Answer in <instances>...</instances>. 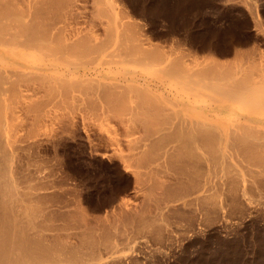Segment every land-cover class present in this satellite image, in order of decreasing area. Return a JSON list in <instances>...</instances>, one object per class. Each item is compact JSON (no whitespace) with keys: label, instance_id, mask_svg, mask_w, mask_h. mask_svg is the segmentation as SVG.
<instances>
[{"label":"rangeland","instance_id":"374dc122","mask_svg":"<svg viewBox=\"0 0 264 264\" xmlns=\"http://www.w3.org/2000/svg\"><path fill=\"white\" fill-rule=\"evenodd\" d=\"M16 1L28 22L34 15L35 23L41 20L25 36L39 49L0 51V217L16 209L20 219L7 223L12 215L6 214L3 222L22 220L24 231L10 225L9 233L28 229L25 236L39 239L31 248L44 244L46 253L40 248L29 258L35 264L37 258L39 264H264V0H40L39 8L38 0ZM33 9L40 13L30 14ZM138 40L157 48L154 55L161 51L164 61L150 55L156 60L137 63L140 55L126 50ZM41 41L57 42L56 51L71 42L74 48L51 55ZM171 68L181 69L180 76ZM244 77L248 86L263 82L257 89L258 82L251 84L261 93L258 105L242 102ZM212 82L216 89L226 85L218 89L225 92L205 87ZM237 124L248 126L247 138ZM6 241L0 245H12ZM40 251L57 259L46 255V261L44 254L41 262Z\"/></svg>","mask_w":264,"mask_h":264},{"label":"bare ground","instance_id":"6f19581e","mask_svg":"<svg viewBox=\"0 0 264 264\" xmlns=\"http://www.w3.org/2000/svg\"><path fill=\"white\" fill-rule=\"evenodd\" d=\"M38 1H39V3H40V0H38ZM38 1H36V2H38ZM42 1H43V0H42ZM18 3H19V2H17L16 0H0V51L3 52V53H4L5 51L9 50V49H12V48H13V51H15V53H18V51H22L24 47H28V46H29V47H31V46L34 47L33 45H36V41H37V40H36L35 42L33 41L35 38L29 36V37L33 38V40H32L31 38L28 40L29 37H28L27 39H25V36L27 37V36L29 35L28 33L31 32L30 29L33 30V26H34L35 24L40 23L41 20H39L38 23H37V22L35 23V18H33V17L35 16V15H34L33 17H31V19H33V20L30 19V22H28V21L24 18V15H25V14H24V12H23L24 10H22L23 8L20 9V5H19ZM34 3H35V1H34ZM34 3H33V4H34ZM41 3H42V2H41ZM41 3L36 5L37 8H39L38 5L41 6ZM34 5H35V4H34ZM36 6H35V8H36ZM33 8H34V6H33ZM21 10H22V11H21ZM36 10H37V9H33V12H34V13H33V12H30V14L32 13V14H36V15H37L38 12L40 13V11H37V13H35ZM38 10H39V9H38ZM16 11L18 12L17 14H15ZM31 11H32V10H31ZM27 12H28V10H27ZM23 14H24V15H23ZM30 14H29V15H30ZM13 17H14V18H13ZM35 17H36V16H35ZM8 18H10V19H8ZM28 18H29V17H28ZM117 18H118V17H117ZM4 19L7 20V21H4ZM37 19H38V18H37ZM118 20H119V18H118ZM3 21H4V22H3ZM112 23H113V22H112ZM38 25H39V24H38ZM40 25H42V24H40ZM44 26H46V25H44ZM44 26H43V27H44ZM34 27H35V26H34ZM37 27H38V26H37ZM112 27H113V26H112ZM39 28H42V26L39 27ZM44 28H45V27H44ZM46 28H47V27H46ZM36 29H38V28H36ZM47 29H48V28H47ZM41 30H43V31H45V32L48 31V32H49V35H50V31H49V30H44V29H41ZM29 31H30V32H29ZM32 32H33V31H32ZM32 32H31V33H32ZM35 32H36V30H35ZM35 32H33V33H35ZM37 32H38V30H37ZM41 32H42V31H41ZM45 32H44V35H45ZM39 33H40V32H39ZM42 33H43V32H42ZM112 33H113V31H112ZM40 34H41V33H40ZM40 34L37 33V36H39ZM46 34H48V33H46ZM113 34H114V33H113ZM121 34H122V33H121ZM34 35H36V34H34ZM109 35H110V34H109ZM23 36H24V37H23ZM37 36H36V37H37ZM45 36H46V35H45ZM45 36H43V37H45ZM113 36H114V35H112V36L110 35V37H111L112 39H111V38H108V37L106 38V41H107L108 39H111L110 41H112V42H110V41L106 42V44L110 42L108 46H110V44L113 43ZM22 37H23L24 39H23ZM34 37H35V36H34ZM43 37L41 36L42 39H43ZM123 37H124V36H123ZM129 37H130V36H129ZM134 37H135V36H134ZM46 38H47V37H46ZM54 38H55V37H54ZM62 38H63V37H62ZM121 38H122V37H121ZM121 38H120V39H121ZM37 39H39V37H38ZM44 39H45V38H44ZM48 39H50V38H48ZM51 39H52L51 42H53V41H54V40H53V37H52ZM60 39H61V38H60ZM60 39H59V41H60ZM68 39H69V38H68ZM87 39H88V38H87ZM118 39H119V37H118ZM122 39H123V38H122ZM137 39H138V38H137ZM39 40H40V39H39ZM63 40H64V38H63ZM85 40H86V39H84L83 41H85ZM91 40H92V39H91ZM91 40H90V41H91ZM123 40H124V39H123ZM45 41H48V40H45ZM55 41H56V40H55ZM59 41H58V42H59ZM81 41H82V40L77 41V42H80V43H81ZM86 41H87V40H86ZM96 41H97V39H96ZM98 41H99V40H98ZM102 41H104V40H102ZM121 41H122V40H121ZM141 41H142V40H140V41L138 40V41H137V43L140 42V45H138L139 43H138V44L136 43L137 45H136V44L132 45V44H131L132 42L130 41V42H131L130 44H131L133 47H132V46H131V47H127V48H130L131 51H129L130 49H129V50H126V51H128V52H133V55H135V54L140 55L139 57H140L141 60H140V59H139V60H138V59L134 60L135 58L132 59V57H130L131 60H134L133 62H135V61L138 60L137 63L141 64L140 62L143 61L142 64H144V62H145V61H144V58H145V59L148 58L149 60H150L151 58H153V59H152L153 61L156 60V58H155V57H152V56H156V57H158V58H157V62H156V63H158V64H159V61H160V63H161L162 61H164L163 59H164L165 57H163V56L161 55L162 52H161L160 50H159V51L161 52L160 55H161L162 57H161V56H158L159 53H160L159 51H158L159 53H157L158 55H157V54L154 55L155 50H156L157 48H155V50H152V51L154 52V53H152V51H151L152 48L150 49V48L147 47V46H143V45H142L143 43H142ZM63 42H65V41H63ZM91 42H92V44L94 43L93 41H91ZM37 43H38V42H37ZM40 43L43 44L42 41H41ZM55 43H56L55 46H56V48H57V42H55ZM71 43H72L73 45H71V44H70V45H69V44H66L67 46H62V48L64 47L63 49H62L60 46H59V47H60V49H62V50L64 51L65 49H67V48H65V47H68V46H69L68 48H69V50H71V47H72V49L74 48V43H73V42H71ZM82 43L85 44V42H82ZM82 43H81V44H82ZM100 43H101V42H100ZM103 43H104V42H103ZM103 43H102V45H103L102 47H105ZM118 43H119V42H118ZM141 43H142V44H141ZM60 44H62V42H61ZM89 44H90V42H89ZM89 44H88V45H89ZM96 44H97V43H96ZM124 44H125V43H124ZM38 45H39V43H38ZM38 45H36L37 47L35 46L36 49L38 48ZM58 45H59V43H58ZM62 45H64V44H62ZM75 45H76V44H75ZM82 45H83V44H82ZM82 45H81V46H82ZM97 45H98V44H97ZM120 45H121V44H120ZM23 46H24V47H23ZM48 46H49V44H48V42H47V43H44L42 46H39V47H40V48H42V47H45V48H46V47H47V48H49V49H48L49 51H53V50H54V51H53L54 53L52 52L51 55L56 54V52H61L62 55H63L62 50H61V51H60V50H59V51H56L57 49H56V48H55L56 50L54 49L55 46H54V47H53V46H49V47H48ZM76 46H77V48H78L80 45L78 46V44H77ZM86 46H87V44H86ZM94 46H96V45H94ZM121 46L123 47V45H121ZM128 46H130V45H128ZM32 47H31V48H32ZM91 47H92V46H91ZM96 47H98V46H96ZM99 47H100V46H99ZM99 47L97 48L98 52L101 51V50L103 51V48L101 47L102 49L99 50ZM118 47H119V45H118ZM122 47H121V48H122ZM125 47H126V45L124 46V48H125ZM47 48H46V49H47ZM51 48H53V49H51ZM75 48H76V47H75ZM83 48H84V47L82 46V50L84 51L87 47H86L85 49H83ZM88 48H89V46H88ZM92 48H93V47H92ZM116 48H117V47H116ZM38 49H39V48H38ZM38 49H37V50H38ZM95 49H96V48H95ZM104 49H107V48H104ZM114 49H115V48H113V50H114ZM125 49H126V48H125ZM149 49H150V52H149ZM40 50H41V49H40ZM40 50H39V51H40ZM80 50H81V49H80ZM92 50H93V49H92ZM92 50H91V51H92ZM120 50H121V49H120ZM55 51H56V52H55ZM67 51H68V50H67ZM73 51H74V50H73ZM76 51H77V50H76ZM78 51H79V50H78ZM85 51H86V50H85ZM87 51H88V50H87ZM123 51H124V50H122V52H123ZM126 51H125V52H126ZM68 52H70V51H68ZM79 52H80V51H79ZM92 52H93V51H92ZM92 52H89V53H92ZM96 52H97V51H96ZM98 52H97V53H98ZM122 52H121V53H122ZM125 52H123L122 55H125V56H126V55H129L127 52H126V53H125ZM156 52H157V51H156ZM70 53H72V52H70ZM82 53H83V52H82ZM86 53H87V52H86ZM86 53H85V54H86ZM109 53H110V52H109ZM109 53H108V54H109ZM117 53H118V52H117ZM121 53H120V54H121ZM7 54H8V53H7ZM46 54H49V53H46ZM73 54H74V53H73ZM76 54H78V52H77ZM76 54H75V55H76ZM130 54H131V53H130ZM14 55H15V54H14ZM18 55H20V54H18ZM88 55H89V54H88ZM98 55H99V53H98ZM118 55H119V54H118ZM131 55H132V54H131ZM150 55H152V56H150ZM163 55H166V54L163 53ZM79 56H80V54H79ZM79 56H78V57H79ZM84 56H85V55H84ZM21 57H22V56H21ZM76 57H77V56H76ZM93 57L97 58L98 56H93ZM150 57H151V58H150ZM22 58H23V57H22ZM59 58H63V57H60V55H59ZM130 58H129V60H130ZM136 58H138V56H137ZM142 58H143V59H142ZM159 58H160L161 60H160ZM166 58H167V57H166ZM77 59H78V58H77ZM158 59H159V60H158ZM172 59H173V58H171L170 61H171ZM65 60H66V59H65ZM94 60H95V59L93 58V62H94ZM106 60H107V59H106ZM113 60H114V59H113ZM126 60H127V59H126ZM178 60H179V59H178ZM15 61H16V60H15ZM57 61H58V60H57ZM67 61H68V60H67ZM86 61H87V60H85L84 62H86ZM104 61H105V60H104ZM104 61H103V62H104ZM111 61H112V60H111ZM119 61H120V60H119ZM172 61H174V60H172ZM181 61H183V60H181ZM185 61H186V60H185ZM185 61H184V62H185ZM17 62H18V61H17ZM68 62H71V63L73 64V61H71V60L68 61ZM82 62H83V61H82ZM105 62H106V61H105ZM150 62H151V61H150ZM150 62H148V63L150 64ZM168 62H169V61H168ZM168 62H167V64L170 63V62H169V63H168ZM177 62H179V61H177ZM49 63H50V62H49ZM55 63H56V62H55ZM74 63H75V62H74ZM76 63H78V62H76ZM148 63L146 62L145 64H148ZM165 63H166V62H165ZM172 63H173V62H172ZM172 63H170V64H172ZM174 63H176V62H174ZM180 63H181V62H180ZM180 63H177V64H178V67H179V64H180ZM182 63H183V62H182ZM185 63H186V62H185ZM188 63H189V62H188ZM93 64H94V63H93ZM149 64H148V65H149ZM151 64L154 65L155 63H154V64L151 63ZM183 64H184V63H183ZM183 64H182V65H183ZM218 64H219V63H218ZM81 65H82V64H81ZM148 65H147V66H148ZM175 65H176V64H175ZM185 65H186V64H185ZM185 65H184V66H185ZM214 65H215V64H214ZM214 65H210V68H211L212 66L214 67ZM219 65H220V64H219ZM87 66H88V65H87ZM95 66H96V65H95ZM102 66H103V65H102ZM166 66H167V65H166ZM173 66H174V65H173ZM215 66H216V65H215ZM222 66H224V65H222ZM222 66H221V67H222ZM255 66H256V65H255ZM33 67H34V66H33ZM37 67H38V66H37ZM114 67H115V66H114ZM169 67H171V66H169ZM175 67H176V66H175ZM178 67H177V68H178ZM204 67H205V66H204ZM204 67H203V68H204ZM216 67H217V66H216ZM219 67H220V66H219ZM232 67H233V66H231V68H232ZM234 67H235V66H234ZM238 67H239V66H238ZM4 68H5V67H4ZM6 68H7V67H6ZM147 68H149V67H147ZM179 68H180V67H179ZM192 68H193V67H192ZM199 68H202V67H199ZM203 68H202V69H203ZM222 68H224V67H222ZM222 68H221V69H222ZM239 68L241 69V67H239ZM250 68H251V66H250ZM253 68H255V67H253ZM253 68H251V69H253ZM257 68H258V67H256V69H254V70L256 71ZM105 69H106V68H105ZM159 69H160V68H159ZM168 69H169V68H168ZM168 69H165V70H168ZM187 69H188L187 67H186V69L184 68V70H187ZM202 69H201V70H202ZM212 69H213V68H212ZM212 69H211V70H212ZM216 69H218L217 71H219V68H216ZM224 69H225V68H224ZM224 69H223V72H224L223 75H225V74L228 73V72H226ZM226 69H227V68H226ZM228 69H229V70H228ZM228 69H227L228 71H233V70H234V69H233V70L230 69V67H228ZM237 69H238V68H237ZM242 69H243V67H242ZM242 69H241V70H242ZM251 69H250V70H251ZM160 70H161V69H160ZM177 70H178V69H175V68H174V70H172V68H171V72H173V73H175V74H176ZM180 70H181V69L178 70V74H179V76H180V74H181V73H179ZM197 70H198V69H197ZM197 70L194 71V74H196V75H197ZM201 70H200V71H201ZM241 70H240V71H241ZM245 70H246V69H245ZM248 70H249V69H248ZM250 70H249V71H250ZM258 70H259V72H260V69H258ZM258 70H257V72H258ZM9 71H10V70H9ZM9 71H8V72H9ZM175 71H176V72H175ZM188 71H189V69H188ZM200 71H199V72H200ZM203 71L207 73L206 68H205ZM212 71H216V70L213 69ZM234 71H235V70H234ZM237 71H238V70H237ZM242 71H244V70H242ZM249 71H247V72H249ZM2 72H3V71H2ZM159 72H160V71H159ZM164 72H165V71H164ZM167 72H169L168 74L171 73L170 70H169V71H166L165 73H167ZM201 72H202V71H201ZM201 72H200V73H201ZM204 72H203V74H204ZM219 72L222 73L221 71H219ZM250 72L253 73L252 71H250ZM257 72H256V73H257ZM13 73H14V71L12 72V74H13ZM16 73H18V71H17ZM173 73H172V74H173ZM186 73H187V72H186ZM192 73H193V72H192ZM206 73H205V74H206ZM220 73H219V74H220ZM230 73H232V72H229V74H230ZM238 73H239V72H238ZM245 73H246V72H245ZM251 73H250V75H252ZM254 73H255V72H254ZM254 73H253V74H254ZM159 74H160V73H159ZM172 74H170V75H172ZM184 74H185V73H183L182 75H184ZM194 74H192V75H194ZM198 74H199V73H198ZM203 74H202V75H203ZM207 74H208V73H207ZM232 74H235V73L233 72ZM232 74H230V75H232ZM259 74H260V73H259ZM1 75H2V73L0 74V76H1ZM163 75H164V74H163ZM182 75H181V76H182ZM188 75H189V74H188ZM190 75H191V74H190ZM190 75H189V78H191ZM208 75H209V74H208ZM212 75H213V74H210V76H212ZM230 75H229V77H230ZM240 75H242V73H241ZM248 75H249V74H246V76H248ZM255 75H257V74H255ZM159 76H160V75H159ZM210 76H209V79L211 78ZM221 76H222V75H221ZM221 76H220V77H221ZM243 76H245V75L243 74L242 77H243ZM253 76H254V75H253ZM253 76H251V79L253 78ZM257 76H258V75H257ZM2 77H3V76H2ZM2 77H0V78H2ZM4 77H5V76H4ZM186 77H187V76H186ZM204 77H205V75H204ZM222 77H224L223 79H225V76H222ZM229 77H228V78H229ZM6 78H7V77H6ZM207 78H208V76H207ZM214 78H215V75H214ZM239 78H240V77H239ZM239 78H238V79H239ZM256 78H257V77H256ZM260 78H262V77L260 76ZM132 79H133V78H132ZM135 79H136V78H135ZM147 79H148V78H147ZM191 79H192V78H191ZM200 79H201V78H200ZM217 79H218V78H217ZM234 79H235V78H234ZM241 79H242V78H241ZM246 79H247V78L244 77V78L241 80V81L245 80V81L242 82L241 84H245L244 87L247 88V90L245 89L247 92H246L245 90H244V91L242 90V93L246 92V93H247L246 96H249L250 99H253V100H251V101H247L249 98H247V99H246V98H243L245 95H242L243 97L241 98V100L243 99L242 102L244 101V103H250V102L253 101V104H254V105H255L256 103H257L256 105H258V102H256V101L254 100V98H256V96L258 95L257 92H256V91H257V90H256L257 87L260 86V84H262L263 82L259 83L258 81L255 80L256 82L259 83V85L257 84V86L254 85V87L256 88V89H255L254 87H252V85L255 84L256 82L253 83V84H252V82H251V83L249 84V86H250L251 84H252V85L249 87L248 85H246V84H248L247 82H249V81H248V79H247V82H246ZM249 79H250V78H249ZM1 80H2V79H1ZM4 80H5V78H4ZM189 80H190V79H189ZM215 80H216V78H215ZM218 80H219V79H218ZM220 80H221V79H220ZM260 80H261V79H260ZM260 80H259V81H260ZM263 80H264V79H262V81H263ZM2 81H3V80H2ZM5 81H7V79H6ZM76 81H77V80H76ZM180 81H181V80H180ZM185 81H186V80H185ZM192 81H193V80H192ZM238 81L240 82V80H238ZM251 81H252V80H251ZM8 82H9V80H8ZM77 82H78V81H77ZM207 82H208V81H207ZM209 82H210V81H209ZM209 82H208V83H209ZM239 82H238V83H239ZM245 82H246V83H245ZM253 82H254V81H253ZM0 83H1V82H0ZM9 83H10V82H9ZM90 83H91V82H90ZM100 83H101V82H100ZM203 83H204V82H203ZM203 83H202V84H203ZM208 83H207V84H208ZM214 83H215V82H214ZM225 83H228L227 80H225ZM230 83H231V82H230ZM157 84H158V83H157ZM187 84H188V83H187ZM202 84H201V85H202ZM207 84H204L205 87L207 86L208 88H209V87L211 88V86H213V82H212V84H211V83H210L209 85H207ZM223 84H224V83H223ZM234 84H235V83H234ZM234 84H233V86H234ZM0 85H1V84H0ZM192 85H194V84H192ZM196 85H198V84H196ZM199 85H200V84H199ZM204 85H202V86H204ZM218 85L221 86L222 84H220V82H219ZM235 85H236V84H235ZM185 86H186V85H185ZM219 86H217V88H218ZM239 86H240V85H239ZM241 86H242V85H241ZM246 86H248V87H246ZM102 87H103V86H102ZM222 87H223V86H221L220 88H222ZM251 87H252V88H251ZM263 87H264V85H263ZM114 88H115V87H114ZM212 88H213V89H214V88L216 89V85L214 84V86H213ZM212 88H211V89H212ZM220 88H218V89H220ZM223 88L226 89V85H225V87H223ZM227 88H228V87H227ZM229 88H230V86H229ZM234 88H235V87H234ZM238 88H239V87H238ZM238 88H237V90H238ZM240 88H241V87H240ZM2 89H3V86H1V90H2ZM101 89H102V88H101ZM189 89H190V88H189ZM213 89H212V90H213ZM215 89H214V91H215V92L217 91V93H218V91H220V90H218V89H216V90H215ZM230 89H231V88H230ZM243 89H244V88H243ZM8 90H9V88H8ZM227 90H228V89H227ZM227 90H226V92H228ZM260 90L262 91V90H264V88H263V89H260ZM127 91H128V90H127ZM132 91H133V90H132ZM235 91H236V88H235ZM235 91H234V93H235ZM200 92H201V91H200ZM224 92H225V90H222V93H221V91H220L219 93L223 94ZM230 92H231V91H230ZM238 92H239V91H238ZM204 93H205V92H204ZM231 93H232V92H231ZM201 94H203V93H201ZM228 94H230V93H228ZM256 94H257V95H256ZM259 94L261 95V93H259ZM148 95H149V94H148ZM206 95H207V94H206ZM225 95H227V93H226ZM231 95H233V94H230V95H229L230 98L232 97ZM237 95H238V94H236L235 96H236V98L238 99V98H239V95H238V96H237ZM260 95H258L257 100H258V98H259ZM209 96H211V95H208V97H209ZM235 96L233 97V99L236 100ZM246 96H245V97H246ZM134 97H135V96H134ZM150 97H151V96H150ZM213 97H214V96H212V99H213ZM240 97H241V95H240ZM262 97H264V96L262 95ZM230 98H229V99H230ZM133 99H134V98H133ZM245 99H246V100H245ZM214 100H215V99H214ZM235 100H234V101H235ZM241 100H240V101H241ZM260 100H262V99L260 98L259 101H260ZM131 101H132V100H131ZM216 101H217V100H216ZM218 101H220V100H218ZM245 101H246V102H245ZM262 101H264V100H262ZM129 102H130V101H129ZM254 102H256V103H254ZM260 102H261V101H260ZM146 103H147V102H146ZM217 103H218V102H217ZM253 104H252V105H253ZM261 104H264V103L262 102ZM232 106H233V105H232ZM263 106H264V105H263ZM165 108H166V107H165ZM161 109H162V108H161ZM254 112H255V111H254ZM183 116H184V115H183ZM194 116H195V115H194ZM179 119H180V118H179ZM194 120H195V119H194ZM169 121H170V120H169ZM183 121H184V118H183ZM198 121H200V120H198ZM165 122H166V121H165ZM184 122H185V121H184ZM184 122H182V123H184ZM187 122H188V120H187ZM187 122H186V123H187ZM196 122H197V121H196ZM176 123H177V122H176ZM199 123H200V122H199ZM199 123H198V124H199ZM188 124H189V123H188ZM196 124H197V123H196ZM196 124L194 125V123H193V125H194L195 127L197 126ZM202 124H203V123H202ZM182 125H183V124H182ZM200 125H201V124H200ZM200 125H198V126H200ZM229 125H230V123H229ZM162 126H163V125H162ZM190 126H191V125H190ZM208 126H209V125H208ZM235 126H238V127H239V126H241V125H238V124H237V125H235ZM243 126H244V125H242V128H243V129H244V128H245V129L248 128V126H247V127H243ZM153 127H154V126H153ZM167 127H168V126H167ZM183 128H184V127H183ZM186 128H188V127H186ZM189 128H190V127H189ZM239 128H241V127H239ZM242 128H241V129H242ZM177 129H178V128H177ZM243 129H242V130H243ZM245 129L243 130L244 132L247 131V130H245ZM161 130H162V129H161ZM175 130H176V129H175ZM175 130H174V131H175ZM183 130H184V129H183ZM236 131H237V130H236ZM177 132H178V131H177ZM177 132H176V133H177ZM184 132H185V131H184ZM237 132H238V131H237ZM237 132H236L235 135H238V136H239L240 134H237ZM244 132H243V133H244ZM171 133H172V132H171ZM195 133H197V132H195ZM209 133H210V132H209ZM230 133H231V132H230ZM233 133H234V132H233ZM233 133H231V135H233ZM243 133H242V134H243ZM211 134H212V133H211ZM213 134H214V131H213ZM215 134H216V133H215ZM172 135L174 136V134H172ZM247 135H248V133L246 132V135H244V136L247 138ZM251 135H252V134H251ZM261 135H262V134H261ZM176 136H177V135H176ZM179 136H180V135H179ZM216 136H218V135L216 134ZM238 136H235V137L237 138V140H238ZM240 136H241V135H240ZM174 137H175V136H174ZM241 137H242V136H241ZM241 137H239V138H241ZM171 138H172V136H171ZM210 138H212L211 135H210ZM220 138H221V137H219V140H220ZM233 138H234V135H233ZM236 138H234V141H235ZM262 138H263V137H262ZM197 139H198V138H197ZM205 139H206V138H205ZM216 139H217V138H216ZM249 139H250V138H249ZM249 139H248V140H249ZM194 140H195V139H194ZM206 140H207V141H206ZM206 140H205V141L208 142V139H206ZM237 140H236V141H237ZM242 140H245V139H239L238 141H239V142L241 141V143H242V145H243L245 141L242 142ZM246 140H247V139H246ZM251 140L253 141V138H251ZM251 140H249V141H251ZM209 141H210V140H209ZM212 141H213V140H211V143H212ZM217 141H218V140H217ZM221 141H222V138H221ZM221 141H220V142H221ZM229 141H230V140H229ZM229 141L227 140V142H229ZM190 142H191V141H190ZM190 142H189V143H190ZM215 142H216V141H215ZM215 142H214V143H215ZM230 142H231V141H230ZM253 142H254V141H253ZM260 143H261V142H260ZM263 143H264V142H263ZM191 144H192V143H191ZM194 144H196V143H194ZM235 144L237 145V142H235ZM235 144H234V145H235ZM245 144H246V143H245ZM238 145H239V143H238ZM240 145H241V144H240ZM194 146H195V145H194ZM196 146H197V145H196ZM248 147H249V146H248ZM251 147H252V146H251ZM255 147L257 148L256 145H255ZM194 148H195V147H194ZM237 148H239V146H238ZM240 149H241V147H240ZM196 151H198V150H196ZM196 151L194 150V153H195ZM197 153H198V152H197ZM197 153H195V155H196ZM197 156H199V154H197ZM2 180H3V179H2ZM2 180H1V181H2ZM0 184L2 185V183H0ZM0 187H1V186H0ZM0 190L2 191L3 188H1ZM2 192H3V191H2ZM2 192H0V193H2ZM2 195H4V194H2ZM0 196H1V195H0ZM4 197H5V196H4ZM4 197H3V198H4ZM3 198H1V200H3ZM8 201H9V200H8ZM4 202L6 203L7 201L4 200ZM5 203H4V204H5ZM10 203H11V202H10ZM10 203H9V205H10ZM1 204H3V201H2ZM4 204H3V205H4ZM3 205H2V206H3ZM3 207L6 208V206H3ZM3 207H2V209H3ZM7 207H8V206H7ZM27 208H28V207H27ZM11 209H12V207H11ZM11 209L8 210V208H7V209H4V210H8V211L10 212ZM24 209H25V207H24ZM4 210H2L1 213H2V212L5 213ZM13 210H14V209H13ZM15 210H16V209H15ZM15 210H14V212H16ZM19 210H20V209H19ZM23 211H24V210H23ZM12 212H13V211H12ZM14 212H13L12 214H10V213L7 214V213H6L7 216L12 215V216H10V217H7L6 214H4L5 217H3V214H1L2 216L0 217V219H1L2 217H3V218H6V217H7L6 219H7L8 221H5V222L8 223V222H11V221H9V220H10L9 218H11V220H12L13 216H15L16 218H19V217H17V215H18L19 213H17L16 215H14ZM17 212H18V211H17ZM26 215H27V214H26ZM28 216H29V214H28ZM3 218H2L0 221H1L2 223H5V222H3V220H4ZM16 218L13 219V220H16L15 222H17V220H18V219H16ZM19 219H20V218H19ZM1 222H0V224L2 225ZM12 222H13V221H12ZM15 222H14V223H15ZM21 222H22V220H21L20 222H19V220H18V225H16L17 223H15V224L13 223V225H12L11 223H9V225H8L7 223H5V224H7V225L3 224L5 227L2 225V228H3V227H4V228H7V231H6V230H3V231L0 230V232H1V233L3 232V236H4V234H5V231H6V234L9 233L10 231H8V229H9L8 226H10V225H12L13 227L16 226V228H14L15 230L24 231L23 227L19 229V226H21V225H20ZM1 225H0V227H1ZM14 225H15V226H14ZM23 225H25V223H24ZM6 226H7V227H6ZM26 227H27V225H26ZM2 228H0V229H2ZM4 228H3V229H4ZM17 228H18V229H17ZM24 228H25V227H24ZM11 229H12V227H10V230H11ZM14 229H13V232L15 233V235L11 232V234L9 233L10 236H9L8 234H7V236H5V238H6V237H8V238H6V239H5V238H3V239L1 238V239H0V243H2V240H3V243H4L6 240H7L6 243H9L10 241H8V239L10 240L9 237H11L12 234H13V236H16V237H17V239L14 237V238H15V243H16V245L13 244L14 242H13V243L10 242V243H12L13 246H15V248H14L12 245L10 246V245H8V244H6L5 247H4V245H3V246L0 245V247H1L0 249H2V247H4V248L8 247V248H9V249H4V248H3L5 251H3V249H2L3 252L0 251V264H26L27 262H26L25 260H27V259L29 258L28 254H29V253H32L31 251H33V253H32L31 255H35V257H37L36 255H37L38 250H40V248L42 247V245H44V244H41V243H40V244H41V247H39L38 250H37V249L35 250L34 247L31 248V247L34 245L33 242H34V241L36 242V241H38L39 239L34 240V239L32 238V240H34V241H32L31 238H30V236H28V235L25 236L24 233L29 234L28 229H26L27 231L25 230L24 233H23V232H20L21 234H20V233H17V234H16L17 231H14ZM11 231H12V230H11ZM27 232H28V233H27ZM6 234H5V235H6ZM18 234H19V235H18ZM0 235H1V234H0ZM30 235H32V234H30ZM1 236H2V235H1ZM3 236H2V237H3ZM13 236H12V237H13ZM32 236H33V235H32ZM32 236H31V237H32ZM18 237H19V238H18ZM14 238H13V240H11V241H14ZM34 238H36V237H34ZM11 239H12V238H11ZM4 240H5V241H4ZM10 243H9V244H10ZM31 243H33V245H32ZM37 243H38V244H37ZM36 244H37V245H36ZM7 245H8V246H7ZM28 245L30 246V248H28V247H29ZM35 245H36V246H35ZM35 245H34V246L37 248V246L39 245V241L36 242ZM12 247H13V248H12ZM10 248H11V249H10ZM31 249H32V250H31ZM41 249H42V252H45V253H46L47 250H46V251H45V250L43 251V248H41ZM44 249H47V248L44 247ZM59 250H60V249H59ZM59 250H58V253H59ZM68 250H69V249H67V251H68ZM34 251H36V254H35ZM48 251H49V250H48ZM70 251H71V250H70ZM70 251H68V252H70ZM40 252H41V251H40ZM40 252H39V256L42 254V252H41V253H40ZM60 252H61V251H60ZM63 252H65V250H64ZM45 253H44V254H45ZM48 253H49V252H47V254H45V256H46V255H48V256L51 255V258H53V259H50V260H54V259L56 260V259H57V258H55V257H57V256H53V257H52V255H54V253H52V254H48ZM44 254H43V255H44ZM55 254H56V253H55ZM67 254H68V253H66V255H67ZM72 254H73V253H72ZM29 255H30V254H29ZM31 255H30V256H31ZM43 255L40 256V261H41L43 258L46 259V258L48 257V256H46V257H43V258L41 259V257H42ZM63 255H64V253H63ZM76 255H77V254H76ZM39 256H38V257H39ZM73 256H75V254H74ZM27 257H28V258H27ZM35 257H34V258H35ZM59 257H60V256H59ZM64 257H65V256H64ZM70 257H71V256H70ZM31 258H33V256H31ZM31 258H29V260H30ZM49 258H50V257H48L46 261H48ZM38 259H39V258H37V262H39ZM29 260H27V261H29ZM50 260H49V262H50ZM30 261H31V264H32V263H34V262L36 261V259H31ZM37 262H36V264H39V263H40V262H39V263H37ZM41 262H42V261H41ZM43 262H44V260H43ZM52 262H53V261H52ZM28 264H30V262H28ZM34 264H35V263H34Z\"/></svg>","mask_w":264,"mask_h":264}]
</instances>
